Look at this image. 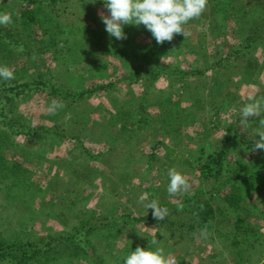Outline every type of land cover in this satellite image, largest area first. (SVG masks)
<instances>
[{
    "label": "rangeland",
    "instance_id": "obj_1",
    "mask_svg": "<svg viewBox=\"0 0 264 264\" xmlns=\"http://www.w3.org/2000/svg\"><path fill=\"white\" fill-rule=\"evenodd\" d=\"M38 1L0 0L3 13L10 16V22L1 25L2 33L10 35L3 42L13 55L6 59L0 53V67L14 76L0 81L46 80L59 91L53 94L48 85L16 102L14 129L0 122L10 146L7 167L0 169V239L27 244L60 238L45 257L28 264H118L129 245L149 243L159 233L156 246L171 264H178L177 256L188 264H234L226 237L217 233L168 240L175 225L167 221L175 215L187 218L185 209L179 215L169 211L159 221L139 197L147 193L145 202L155 199L163 207L208 191L212 183L190 165L198 168L210 154L224 156V180L230 175L236 179L253 157L258 160V154L233 149L225 139L229 131L238 141L254 145L264 133V111L255 122L241 115L246 104L264 103V71L254 76L248 67L249 60L264 58V19L255 24L258 14L251 11L257 0L224 1L217 15L211 11L214 0H207L202 15L184 26L187 37L176 34L163 44L142 25H124L125 39L110 38L101 20V14H107L104 0ZM259 1L264 9V0ZM32 12L37 21L32 22ZM21 20L32 22L31 28L21 26ZM85 35L95 42L101 38V45L86 50ZM249 37L257 41L252 47L247 46ZM109 41L113 46L107 50L104 42ZM73 42L83 47L73 53ZM176 70L198 73L182 76L174 74ZM110 83L111 88L80 98L82 92ZM165 98L172 103H164ZM54 103L58 106L49 111ZM177 104L181 112L172 114ZM128 111L138 112L148 123L123 131L117 114ZM167 116L180 117L182 125L173 121L166 129ZM29 127L44 130L34 136L20 134L18 129ZM162 142L183 160H166ZM172 168L186 177L189 188L170 196ZM262 200L259 195L253 203ZM127 215H150L154 223L123 224ZM252 215L249 223L264 233V213L257 207ZM229 222L219 219L216 224L226 229ZM91 225L100 228L89 234ZM247 256L250 264H264V246L257 244Z\"/></svg>",
    "mask_w": 264,
    "mask_h": 264
},
{
    "label": "trees",
    "instance_id": "obj_2",
    "mask_svg": "<svg viewBox=\"0 0 264 264\" xmlns=\"http://www.w3.org/2000/svg\"><path fill=\"white\" fill-rule=\"evenodd\" d=\"M50 1L51 4H53L57 3L58 0ZM216 1L220 2L217 3ZM224 1L235 2L238 0H214L216 4H213L214 2L211 3V11H215L217 15L220 12L219 8L221 6V3ZM38 2V0H30L31 4H37ZM101 4L104 5V1L101 2ZM253 5L255 7H253ZM260 6L261 3L259 0H257V4L251 3V7H253V9L251 8V11L253 10L256 14H258V16H253L255 24H257L259 19H264V16L261 17V15H259L261 14L260 10L263 9H260ZM3 12V3H1L0 13ZM262 12L264 13V9ZM25 14L29 15V17L31 15L30 12H26ZM16 19L18 18L14 17V20ZM33 21H37L34 14L32 22ZM32 22L29 23L26 20H21L20 25H28L29 28H31ZM65 30L67 31L68 29L65 27ZM78 30L82 31V29ZM70 32L74 35H77L79 33H73V31ZM9 36V33H2V28L0 25V53H5L6 59H10L13 56L11 55L12 52L8 48V44L3 42V39ZM256 37H260V34H257ZM82 39L88 40L82 41L84 43L83 46L86 47V50L91 47L95 51L98 46L101 45L99 43L101 38H98V41L95 42L93 39H87L85 35ZM246 41L247 46L249 45L248 47H252L251 44H256L255 42H257L255 37H249ZM104 44V48H107V50H109L108 46H113V42L111 41H109L108 44L104 42ZM83 46L79 43L73 42L72 47L69 50H72V52L75 53L76 51L78 52L79 48ZM248 67L252 75H260L264 71V58H262L261 61L258 59L249 60ZM172 68L162 67V69L160 70H175L174 67ZM178 72L182 76H194L198 73L176 70L174 74H178ZM167 75L171 76L172 72L168 73ZM135 77L138 79H142V76L139 73H136ZM48 85L50 86L49 89L53 94H59L56 85L48 83L46 80L25 82L19 84H10L6 81H0V91L2 92L0 93V122L4 126L14 129L16 124H18L12 119L13 106L15 105V103L23 98H26L27 96H30L28 94L32 93L33 91L38 92L40 90L46 89ZM112 86V83L108 85L95 86L93 89L82 92L80 94V98H83L88 93L107 90ZM165 102L172 103V98H165L164 103ZM176 106L177 107L174 108L172 114H179L181 112L180 104H177ZM117 116L119 122L118 124L121 129H123V131H126L128 128H136L137 126L140 127L142 124L146 125L148 123L145 118H140L139 113L136 111H128L125 113L121 112L118 113ZM252 117L254 119V122L258 121V119L260 120L258 116L254 115ZM252 117H250V119H252ZM166 121V129H169V126L173 121H175V123L177 124L181 123L182 125V119L180 117L175 120L173 119V117L167 116ZM21 129L22 128L18 129L20 134L30 136L38 135L40 130H44L43 127H29L28 129L26 128V130ZM165 134L166 136H169V132H165ZM225 139L226 142H229V147L233 149L241 147L242 149H246L244 151L246 153L258 154V160H256L255 162V157H253V160L246 167L241 168L242 172H240V174L236 176V179L233 177V175H230L227 180H224V156L221 152L218 154H210L208 156L207 162L201 164L198 168H194L193 165H190L191 170L201 173L202 177H204L208 182L212 183L211 188L205 192H196L195 194L190 196L183 204H181L180 202H167L162 205L169 211L174 212V214L178 212L180 213L182 212V209H185L183 213H186L187 216V218H185L178 213L179 216L175 215L174 218H170L167 221L168 223L166 224H171L172 226L175 225V231L173 233L174 235H170V237H168V240L171 241L177 237H185L193 234L200 236L201 233H217L220 237H226V240L229 243L232 252L234 264H250L249 260H251V257L249 256V258L247 254L252 251L253 248H256L257 244H259L260 247L264 246V243H261L264 242V233L255 229L249 223V219L253 216V208L259 207L261 213H264V150L253 151V143H250L248 141H238L233 137L232 133L230 134L229 131L227 132ZM160 145L163 146L165 150L164 158L166 160H169L171 158H173L174 161L183 160L182 157H179V155H177V153L171 146H168L163 142L160 143ZM9 149V136L0 128V169L7 167L6 164ZM226 172L229 173L228 170H226ZM250 195L252 196L248 197ZM259 195L262 196L263 200L253 203L254 197H259ZM237 211H241V214L236 213ZM235 213L236 215H234ZM94 218H92L91 220H93ZM218 218L222 221L229 220V223H231L232 225L230 224L231 226L229 225L228 228L222 229L221 223H219L218 225L216 224V222L219 221ZM91 220L89 222H91ZM123 220V224L149 222L154 223L150 215L140 218H135L127 215L123 217ZM99 228L100 227L98 225H91L88 233L90 232L89 234H91V232L93 233L94 230H98ZM159 237L160 234L158 233L155 236L154 240H157ZM59 240L60 238L46 237L40 239L39 242L22 244L14 242L8 243L0 239V264H28L29 262L37 261L41 256L45 257L46 254L50 252V250L55 248L58 245L57 242H59ZM72 243L75 244V242ZM150 243L151 241L149 243L133 242V244L129 245L130 247L123 252V257H121L117 263L124 264V257L131 250H135L137 247L148 248V244ZM152 247L155 248L156 245H153ZM78 248L79 249L77 252L81 253V247ZM85 253L87 254V251H85ZM94 254L95 253H93V255ZM96 259L100 260L102 259V256H96ZM176 261L178 264H188L182 256H177Z\"/></svg>",
    "mask_w": 264,
    "mask_h": 264
},
{
    "label": "clouds",
    "instance_id": "obj_3",
    "mask_svg": "<svg viewBox=\"0 0 264 264\" xmlns=\"http://www.w3.org/2000/svg\"><path fill=\"white\" fill-rule=\"evenodd\" d=\"M207 0H104L107 14H101V20L105 25V31L110 38L123 40L126 38L124 25L144 26L158 44L172 41L174 35L183 34L187 37L184 26L194 18L202 15L206 9ZM10 22L7 13H0V25ZM0 78L13 79V73L6 67H0ZM58 105L55 103L49 109L54 111ZM264 111V103L260 100L246 104L241 109L242 117L258 116ZM264 124V121L261 122ZM260 139L255 142L253 151L264 150V133L259 134ZM189 184L186 177L175 168L168 171L167 192L170 196L183 190H187ZM147 193L139 197V203L148 210L152 209V215L159 221H163L169 214L166 207H161L157 200L145 202ZM152 240L148 248L137 247L124 257V264H171L165 255L163 248Z\"/></svg>",
    "mask_w": 264,
    "mask_h": 264
}]
</instances>
